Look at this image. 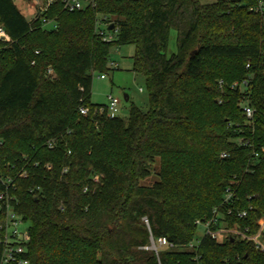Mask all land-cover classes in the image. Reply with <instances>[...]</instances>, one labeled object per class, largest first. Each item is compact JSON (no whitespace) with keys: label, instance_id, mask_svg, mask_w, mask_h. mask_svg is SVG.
Segmentation results:
<instances>
[{"label":"trees","instance_id":"16d2710c","mask_svg":"<svg viewBox=\"0 0 264 264\" xmlns=\"http://www.w3.org/2000/svg\"><path fill=\"white\" fill-rule=\"evenodd\" d=\"M90 1L67 12L55 0L47 28L0 0V179L27 225L28 264H264L248 240L192 245L196 221L214 210L246 237L264 220V18L248 10L254 0ZM125 45L148 109L109 118L90 101L92 73L110 70L111 49ZM149 235L174 249L157 260L140 249Z\"/></svg>","mask_w":264,"mask_h":264},{"label":"built area","instance_id":"2783aa9c","mask_svg":"<svg viewBox=\"0 0 264 264\" xmlns=\"http://www.w3.org/2000/svg\"><path fill=\"white\" fill-rule=\"evenodd\" d=\"M54 1L55 0H32L34 6L33 7L34 14L32 20L39 19L44 26L47 25L53 26L52 23L43 19L42 15ZM61 2L63 9L67 12H74L77 10H81L85 6L91 4L90 0H61ZM248 10L264 18V0H254V4L249 6ZM98 33L100 36H102L103 41L105 42L111 41L112 37L110 36V34H108L107 31H99ZM0 39L2 40L8 39L7 35L4 33L2 28H0ZM110 67H116V65L113 62H110ZM100 78L104 79L105 76L100 75ZM219 83L221 84V82ZM241 85H245V81H243L241 84L234 83L232 84L231 88H240ZM119 105H120V101L117 98L108 96L107 104L105 106H101L97 108L96 111L99 114L105 113L106 116H108L109 118L116 117V113L118 111ZM242 110L246 118H250L252 116V110L249 107L244 106ZM79 113L84 116L88 113V109L80 108ZM48 147L51 148L52 147L51 144H49ZM222 157H225V155H222ZM0 183L3 186V189L0 190V212H2V214L5 216L4 225L1 227L2 234L0 236V245H2V249H3L1 254L0 264H28V260L26 258L27 245L29 242L28 229L27 227H25L22 231L18 230V225H23V224L26 225V223L22 220L20 215H18L13 211L12 203L14 202V197L11 196V194L9 193V186L11 185V181L9 179L7 180L0 179ZM230 197L231 194L227 189L225 193L224 203H226ZM213 213L215 217H213L211 220H208L206 222L196 221V225L198 226L201 225L204 227L205 229L204 236H208L211 239L220 242L222 240L219 239L224 238L225 240L226 238H228V235L226 234L227 232L222 230L219 225L220 221L217 220L218 218L217 211L214 210ZM239 216L244 217L245 212L240 213ZM142 222L146 226H148V221L146 218H142ZM215 224H218V229L213 231L210 229V227ZM222 234H224V236ZM258 235L259 232L254 236L245 237L243 240L251 241L254 244L255 249L262 250L263 248L260 246V244L255 241L256 236ZM140 249L147 252H153L158 260L159 252L164 250L174 249V245L170 244L163 237L154 239L151 235H149L148 244L146 246L141 247Z\"/></svg>","mask_w":264,"mask_h":264},{"label":"rangeland","instance_id":"374dc122","mask_svg":"<svg viewBox=\"0 0 264 264\" xmlns=\"http://www.w3.org/2000/svg\"><path fill=\"white\" fill-rule=\"evenodd\" d=\"M17 9L21 12L23 17L27 21H31L34 14V6L32 0H12ZM47 28H51V25H47ZM176 52V33L174 30H170L168 37V44L166 49V55L170 56ZM134 54V46L125 45L114 47L111 49L109 60L107 62L106 72H93L92 84H91V96L90 101L92 104L105 106L107 104V97L111 96L117 98L120 101L116 117L126 119L128 117V110L131 105L139 108L142 111L148 109V93L145 87V79L140 74H135L131 71L132 60L131 57ZM110 62H113L116 67H110ZM100 75H104L105 78L101 79ZM124 96L128 97V100H124ZM158 169L157 165L154 166V171ZM157 181L155 176H151L142 181V185H151ZM259 235L256 236V242L264 249V242L262 241V235L264 233V220H260ZM222 230L226 231L228 237H233L243 240L246 236L241 233L237 226H233L229 229L222 221L219 223ZM25 224L18 225V230L22 231ZM205 235V229L199 225L196 230L195 239L192 245H197ZM224 236V234H222ZM224 240V238L219 239ZM220 241V242H222Z\"/></svg>","mask_w":264,"mask_h":264},{"label":"water","instance_id":"95a60500","mask_svg":"<svg viewBox=\"0 0 264 264\" xmlns=\"http://www.w3.org/2000/svg\"><path fill=\"white\" fill-rule=\"evenodd\" d=\"M113 29V25H110L108 28H107V31H111ZM124 100L127 101L128 98L126 96H124Z\"/></svg>","mask_w":264,"mask_h":264},{"label":"crops","instance_id":"0c3cea01","mask_svg":"<svg viewBox=\"0 0 264 264\" xmlns=\"http://www.w3.org/2000/svg\"><path fill=\"white\" fill-rule=\"evenodd\" d=\"M127 97V96H126Z\"/></svg>","mask_w":264,"mask_h":264}]
</instances>
